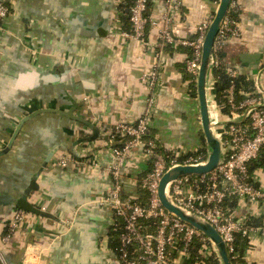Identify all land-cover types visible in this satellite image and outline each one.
<instances>
[{
  "label": "crops",
  "instance_id": "obj_1",
  "mask_svg": "<svg viewBox=\"0 0 264 264\" xmlns=\"http://www.w3.org/2000/svg\"><path fill=\"white\" fill-rule=\"evenodd\" d=\"M6 1L11 13L0 22V250L8 264L109 263L115 258V217L97 200L113 184L107 168L115 125L138 120L153 96L150 134L182 154L207 150L197 94L191 92L196 83L185 70L190 48L163 45L159 27L167 23L174 36L193 39L216 0H172L171 6L169 0H150L148 14L158 27L148 26L145 44L121 34L134 0ZM237 2L238 35L227 40L222 61L264 92V0ZM154 66L158 75L150 89L142 76ZM42 109H74L86 122L60 111L36 113ZM217 116L226 120L228 114L218 109ZM64 154L80 163L57 165ZM148 167L142 152L129 157L123 197H140ZM252 178L264 190V166ZM21 196L44 214L28 212L4 243L3 223ZM234 214L264 223V198L239 200ZM249 241L243 264H264V233ZM175 256L181 264H198Z\"/></svg>",
  "mask_w": 264,
  "mask_h": 264
},
{
  "label": "built area",
  "instance_id": "obj_2",
  "mask_svg": "<svg viewBox=\"0 0 264 264\" xmlns=\"http://www.w3.org/2000/svg\"><path fill=\"white\" fill-rule=\"evenodd\" d=\"M168 3L171 6L172 0ZM218 3L219 0L216 1L217 5ZM149 4L150 0L133 1L129 13L130 28L121 31L124 37L146 43L148 26L158 27L157 20L148 14ZM237 8V0H232L228 13L231 9ZM10 13L9 3L0 0V22ZM228 13L214 40L211 59L210 87L215 93L214 102L217 110L215 89L217 79L214 69L220 67L222 63L221 53L227 40L238 35L237 20ZM214 14L215 10L201 24L198 35L193 39L174 36L167 23L159 27V37L163 45L190 48L191 54L185 60V70L193 76L195 83L200 67L202 44ZM225 69L231 77L238 75V70L232 66ZM157 75V66H154L149 73L142 76L150 89L156 86ZM227 93L228 102L233 110L226 119L231 122L219 127L223 158L209 173L187 174L175 179L170 186L169 197L174 204L209 221L225 240L231 259H237L241 255L235 246L236 233L240 232L249 240L255 233H264V226H248L247 217L236 216L235 208L231 209L224 205L225 200L229 198H236L238 201L247 199L251 202H258L264 198V190L254 184L249 170L250 162L260 155L264 146V92L261 86L257 85L244 99L236 102L232 82ZM153 110L154 98L150 96L146 110L138 120L120 121L111 134L113 162L107 171L113 184L108 193L97 202L111 207L115 219L122 220V223L115 220L114 224L121 226L122 230L119 234L120 245L114 250L115 258L106 264H181L175 256L176 253L192 258L190 249L195 240L201 243L200 250L203 256L217 255L213 242L202 231L167 211L158 196L160 180L169 168L180 164L204 162L207 150L205 153L182 154L165 148L159 138L150 134ZM243 117V120L235 122ZM215 120H218V116ZM139 151L144 154L149 166L140 179L141 188L147 192L145 203L139 201L138 197L122 196L123 167L129 157ZM70 163L79 164L80 161L69 154L62 155L56 161L57 165L63 167ZM27 214V211L18 208L4 221L6 233L1 238L2 242H9L24 223ZM242 257L244 258L243 255ZM0 264H8L1 250ZM219 264H222L220 258Z\"/></svg>",
  "mask_w": 264,
  "mask_h": 264
},
{
  "label": "water",
  "instance_id": "obj_3",
  "mask_svg": "<svg viewBox=\"0 0 264 264\" xmlns=\"http://www.w3.org/2000/svg\"><path fill=\"white\" fill-rule=\"evenodd\" d=\"M231 1L232 0H219V3L215 9L214 17L206 32L202 44L200 67L196 81V94L199 106V116L204 138L207 143L206 160L198 164H180L169 168L163 174L158 188V196L163 207L170 213L177 215L181 220L202 231L215 245L217 255L220 258L222 264L234 263L231 259L226 242L221 234L209 221L205 220L203 217L174 204L169 197V189L172 182L180 176L211 172L224 156L221 137L217 128L223 125H227L231 121L220 119L215 120L213 118L211 113V97L213 94L209 88L211 83V59L214 40L218 34L225 16L228 13ZM252 57L253 56L249 54L242 55V58L244 59H251ZM42 111H60L62 113H65L66 116L71 117L78 122H86L84 118L73 114L74 109L70 112H63L61 110L53 109H42L37 111L36 113ZM27 118L28 117H26L25 119ZM243 119L244 117L241 118V120ZM241 120H235V122H239ZM21 124L17 128L16 133L19 131ZM16 205L27 212H32L38 215L44 214L42 210L32 204L25 196L19 197L16 200Z\"/></svg>",
  "mask_w": 264,
  "mask_h": 264
},
{
  "label": "trees",
  "instance_id": "obj_4",
  "mask_svg": "<svg viewBox=\"0 0 264 264\" xmlns=\"http://www.w3.org/2000/svg\"><path fill=\"white\" fill-rule=\"evenodd\" d=\"M228 14L232 16L235 20H237L238 8L231 9ZM127 20L129 21V16L127 17V19H125L126 22ZM129 28H130V21H129V27H127L126 29H129ZM221 59H222V53H221ZM225 68L226 67L222 61L220 67L214 69V75L217 79V82L215 83L216 103L218 105V109L222 113L230 115L233 109L230 103L228 102L227 90L230 87L231 83L232 82L234 83L236 102H239L240 100L244 99L245 95L249 92H252L255 89V87H254V82L251 81V79L249 78L250 76L238 74L235 77H231ZM190 77L192 78V81H194L193 76H190ZM191 92L194 96H196V88L194 84H191ZM201 152L205 153L206 151L205 150L198 151V153H201ZM188 154H192V153H188ZM260 166H264V146L260 152V155L256 159L250 162L249 164L250 174L252 175L253 171L257 167H260ZM138 199L142 203H145L147 200V192L142 189V192ZM237 203H238V200L236 198H229L225 200L224 205L226 207L234 209L237 207ZM115 220L118 221L119 223H122L121 219L116 218ZM246 224L248 226H256V227L264 226L263 221H261L260 218H255L254 216H249ZM121 230L122 228L119 225L114 224L112 226L111 235L115 241L112 247L113 250H117L118 246L120 245L119 234ZM4 233H6V229L3 231V234ZM250 245H251L250 241L246 236H243L240 232L235 234L236 250L239 252V255H241V257L237 259L233 258L232 260L234 264H239L244 261V258L242 257V255L244 251L250 247ZM200 248H201V243L198 240H195V242L191 246L190 254L192 258L197 261L196 263L198 264H219V258L217 257L216 254H211L209 256H203Z\"/></svg>",
  "mask_w": 264,
  "mask_h": 264
},
{
  "label": "bare ground",
  "instance_id": "obj_5",
  "mask_svg": "<svg viewBox=\"0 0 264 264\" xmlns=\"http://www.w3.org/2000/svg\"><path fill=\"white\" fill-rule=\"evenodd\" d=\"M211 88V87H210ZM209 88V89H210ZM211 91H213V89L211 88L210 89ZM213 96V95H212ZM212 99V101H211V103H212V107H211V113H212V116H213V118L215 119L216 118V116H217V109H216V107H215V102H214V99H213V97H211ZM219 129V128H218Z\"/></svg>",
  "mask_w": 264,
  "mask_h": 264
},
{
  "label": "rangeland",
  "instance_id": "obj_6",
  "mask_svg": "<svg viewBox=\"0 0 264 264\" xmlns=\"http://www.w3.org/2000/svg\"><path fill=\"white\" fill-rule=\"evenodd\" d=\"M211 91V90H210Z\"/></svg>",
  "mask_w": 264,
  "mask_h": 264
}]
</instances>
